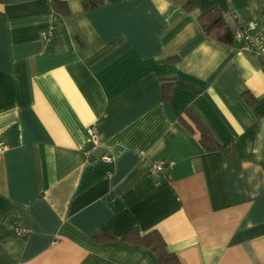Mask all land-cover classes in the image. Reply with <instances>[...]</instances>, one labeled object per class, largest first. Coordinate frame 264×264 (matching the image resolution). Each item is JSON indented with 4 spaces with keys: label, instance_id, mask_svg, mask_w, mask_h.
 Masks as SVG:
<instances>
[{
    "label": "crops",
    "instance_id": "crops-1",
    "mask_svg": "<svg viewBox=\"0 0 264 264\" xmlns=\"http://www.w3.org/2000/svg\"><path fill=\"white\" fill-rule=\"evenodd\" d=\"M83 1L0 4V264H157L133 228L181 264H264V62L197 20H259L264 0Z\"/></svg>",
    "mask_w": 264,
    "mask_h": 264
},
{
    "label": "trees",
    "instance_id": "trees-1",
    "mask_svg": "<svg viewBox=\"0 0 264 264\" xmlns=\"http://www.w3.org/2000/svg\"><path fill=\"white\" fill-rule=\"evenodd\" d=\"M5 2L6 0H0V4H4ZM100 4L101 0L83 1V6L85 9L97 7ZM196 8L197 0H184V3L182 5V9L184 12L191 13L196 10ZM54 10L56 12H61V10L58 9L57 4L54 5ZM197 20L201 26L203 33L207 37L217 40L225 45H230L233 41L231 28L228 27L222 14L218 10L211 9L198 16ZM170 94L171 84H162V100L164 102H168L170 100ZM188 115L189 119L192 121L195 129L199 134V144L205 152L230 153V149L220 146L213 139L208 130L194 116L190 114ZM182 123L187 129H190V126L184 120H182ZM94 240L98 242L111 241L109 238H105L102 236L95 237ZM122 240L129 244L141 246L149 250L155 256L157 264H181L174 254L167 251L166 244L163 238L156 231L150 232L145 236H140L138 231L133 228L125 233Z\"/></svg>",
    "mask_w": 264,
    "mask_h": 264
},
{
    "label": "built area",
    "instance_id": "built-area-1",
    "mask_svg": "<svg viewBox=\"0 0 264 264\" xmlns=\"http://www.w3.org/2000/svg\"><path fill=\"white\" fill-rule=\"evenodd\" d=\"M45 2L49 5H54L57 0H45ZM232 19L231 32L233 41L237 43L239 49L254 52L264 62V18L245 20L241 16L233 14ZM86 134L87 147L83 150V153L86 163L90 165L95 163V161L91 160V154L99 147L101 136L92 127L86 129ZM100 161L111 163L113 157L111 154L106 153L100 158ZM169 167H171V163L169 162H155L150 168V175L155 176ZM24 233L25 231L22 228L17 225L15 226L16 236H22Z\"/></svg>",
    "mask_w": 264,
    "mask_h": 264
}]
</instances>
